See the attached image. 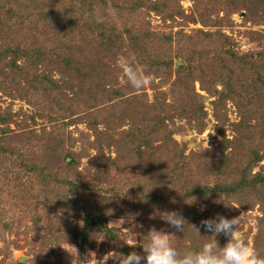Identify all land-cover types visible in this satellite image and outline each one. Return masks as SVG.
I'll use <instances>...</instances> for the list:
<instances>
[{
    "label": "trees",
    "instance_id": "1",
    "mask_svg": "<svg viewBox=\"0 0 264 264\" xmlns=\"http://www.w3.org/2000/svg\"><path fill=\"white\" fill-rule=\"evenodd\" d=\"M182 1L191 3L189 14ZM13 2L18 10L9 7ZM241 11L244 20L264 24V0H0V92L28 106L16 112L0 107V240L5 232L16 235L26 220L46 255L53 234L46 220L59 216L68 222L58 239L125 253L120 232L107 224L122 215L135 223L137 253L152 221L175 233L170 244L178 252L197 250L208 237L187 224L176 231L158 212L177 210L190 224L217 213L243 222L229 208L233 201L261 212L252 248L264 256V48L237 54L219 28L220 12L228 17ZM151 13L164 23L181 19L212 30H142ZM263 34L253 31L250 38L260 41ZM121 57L151 74L152 103L144 88L125 82ZM195 82L215 97L220 139L205 152L184 154L169 123L182 119L202 132L206 112ZM164 86L167 92L160 90ZM227 103L239 116L230 137L224 134ZM75 124L87 132L67 131ZM81 158L88 162L85 174L113 181L90 190L78 171ZM192 163L212 182L196 179ZM54 165L60 174H51Z\"/></svg>",
    "mask_w": 264,
    "mask_h": 264
},
{
    "label": "rangeland",
    "instance_id": "2",
    "mask_svg": "<svg viewBox=\"0 0 264 264\" xmlns=\"http://www.w3.org/2000/svg\"><path fill=\"white\" fill-rule=\"evenodd\" d=\"M20 3L23 4V2L21 1ZM12 5L13 7H15V10L19 9V5L17 3L14 4L13 2L9 5V7H12ZM181 6L184 10V13L189 14L191 3L189 1H182ZM243 12L244 11H241L240 13H233L228 17L225 16L224 12H220L218 16L221 22V26H219V28L225 35L233 39L235 45L234 49L237 54H242L247 51H254L258 50L259 48H264V36L263 39H260V41L254 35L252 36V38H250V33L253 31L261 33L264 32V24L260 23L259 25H256L252 22H249L248 20H244ZM141 29L154 30L156 32L159 31L160 33H168L171 30L173 32H176L179 29H182L184 33H189L191 29H202L204 31L212 30L211 26L204 27L200 23L193 24L189 22L185 25L184 22L181 21V19H176V22L167 21L164 23V21L160 17L155 16L153 13H151L144 20ZM178 62L179 61L176 62L177 65H179ZM155 80L157 82V79ZM122 81L123 80L120 77L119 85L121 86L123 85ZM148 85L144 87V91L145 93H147V104L152 103L153 101L152 90L149 88ZM194 88L196 92L202 96L203 110L206 112V116L204 119L205 127L203 128L202 132H198L197 129H195L194 123L191 126H188L185 123V120L182 119H175L173 122L169 123V128L173 130V139H175L178 143L185 144L184 154H188L191 151L196 153L205 152L207 149H210L213 145H216L217 141L220 139V136H218L215 132L216 120L212 115V102L214 101L215 97L212 94L210 95L204 91H201L197 82L194 83ZM167 89L168 86H164L160 90L167 92ZM124 92L127 93V95L134 94L129 93V90H126ZM135 93H140V91H136ZM168 99L169 98H167V102L169 101ZM7 106H10L12 112H16V110L20 106H22V108L25 110L28 108V106L24 102H21L19 100L14 101L9 98L3 97L0 92V107L2 109L6 108ZM224 114L226 118L224 134L230 137V124L233 122H237L239 116L235 113V110L230 103H227L224 106ZM67 131L74 134V136H78L82 132H87V128L84 124H75L71 125L67 129ZM91 139L92 138L90 137L89 141ZM75 148H79V145H77ZM89 153L91 155L93 151H89ZM112 155L113 152L111 153V156ZM87 163L88 162L86 158H81L78 164V171L83 174L82 178L88 183L87 186L90 188V190L93 191L96 186L103 184V180L105 182L107 178H109L110 181H113L110 176H107L105 179L102 176H97L93 171L89 172V175L85 174L84 168L87 166ZM260 164H264V160L261 161ZM189 166L192 169V174L196 179L209 180L212 177L208 173L203 174V169L202 171H200L199 169L200 165H195V163H192V165ZM59 167L60 166L54 165V167H52L51 169V174L55 172H57V174H60V171L58 170ZM255 170L257 169H254L253 172H255ZM209 182H212V180H209ZM91 195L92 193L88 194L87 197H92L96 200L97 197H93ZM231 207L232 211L238 210L241 214V217H243L244 221L238 223L237 229L243 236L245 242L250 247H252L253 237L257 231V219L261 216V212L258 210L257 206L254 207L252 210L244 211L242 208L239 207L237 203L233 201H231L230 203V210ZM4 210H8V207H4L1 211ZM199 210L202 211V213L204 211L201 210V207H199ZM4 214L7 215L6 213ZM8 215H10L9 211ZM114 221H116L115 225L111 223ZM67 222L68 220L63 217H47L45 229L47 231L53 232V234L50 236V243H52V245L48 247L45 245V249L47 252L46 255L40 254L38 249L41 245L34 241L32 231L29 229L31 227L29 226V221L26 222L25 220V222L19 224V229L15 230L17 233L16 235L13 234L15 232H5L2 236L4 237V240H0V264H35L34 260L38 261L41 264H81V262L85 259L89 252L94 254V256L88 257L90 259L89 264H121L122 257H120L119 259V257L114 253V251L110 247H104L103 251L101 252L99 251V244H96L93 247L89 246L88 244L82 247H78V245H76L72 239H69V237L67 239L62 240L58 239L59 234H56V232H63ZM159 222H161V220H159ZM152 223L154 227L156 225V222L152 221ZM107 224L111 227L117 228V231L120 232L127 247L125 254L130 251L136 252V249H132L127 245L128 233H136L135 223L131 219H123L121 215L118 218L108 219ZM158 229H163V227L160 226L158 227ZM64 234L65 233L63 232V235ZM137 236L138 233H136V240L138 241ZM8 245L9 247H7Z\"/></svg>",
    "mask_w": 264,
    "mask_h": 264
},
{
    "label": "clouds",
    "instance_id": "3",
    "mask_svg": "<svg viewBox=\"0 0 264 264\" xmlns=\"http://www.w3.org/2000/svg\"><path fill=\"white\" fill-rule=\"evenodd\" d=\"M123 79L134 90L143 89L150 84L152 76L145 70L134 65L128 58L121 57L119 60ZM195 197H192V202ZM190 203V204H191ZM201 205V210H203ZM159 218L176 231L185 224L190 225L197 236L208 237L197 250L178 252L171 246L170 239L175 236L174 232H166L155 227L146 232V242L140 247L141 252L130 251L127 254L119 252L116 255L122 257L121 264H264V256L257 254L250 247L237 229L239 223L236 217H225L215 214L211 218L201 219L197 224H190L177 210H163L158 212ZM113 225L116 221L111 222ZM122 225V224H121ZM201 229L208 235H201ZM224 237L221 245L217 237ZM128 246L136 248V233L129 232L127 235ZM94 256L89 252L81 264H89V258Z\"/></svg>",
    "mask_w": 264,
    "mask_h": 264
},
{
    "label": "water",
    "instance_id": "4",
    "mask_svg": "<svg viewBox=\"0 0 264 264\" xmlns=\"http://www.w3.org/2000/svg\"><path fill=\"white\" fill-rule=\"evenodd\" d=\"M242 15H243V13H242ZM179 64H180V62H178ZM88 224L90 225L91 224V221L90 222H88Z\"/></svg>",
    "mask_w": 264,
    "mask_h": 264
}]
</instances>
